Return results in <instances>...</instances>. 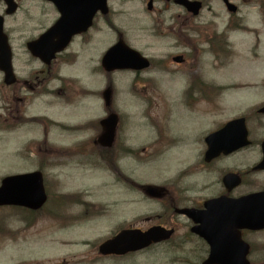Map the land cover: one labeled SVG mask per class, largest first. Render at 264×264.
<instances>
[{"label":"flooded vegetation","instance_id":"obj_1","mask_svg":"<svg viewBox=\"0 0 264 264\" xmlns=\"http://www.w3.org/2000/svg\"><path fill=\"white\" fill-rule=\"evenodd\" d=\"M109 1V13L96 12L91 27L85 34L74 38L65 53L56 56L50 65L39 63L35 71L26 73L24 77L17 76L14 85L4 86L5 117H0V135L4 131L9 136L27 138L18 152L23 162L29 163L30 169L26 172H51L55 169L54 201H68L71 226L72 223L76 226L106 218L109 212L117 211L125 199L113 198L106 204L95 202L83 187L69 189L64 194V184L58 172L65 159H69V163L80 173L90 171L91 167L101 168L109 179L101 184V188L132 191L131 201L138 205L139 212L130 222L117 224L115 229L118 232H145L153 227L174 229L176 237L181 232L178 246L189 245L190 252L208 254V244L192 232L194 223L180 211L191 209L203 212L205 205L213 200L236 201L264 191V169L258 168L262 161L264 113L259 112L261 108L247 110V85L221 86L220 80L224 75H238L247 83V8H241L232 0H220V7L216 8L212 6L214 0H142L146 7L147 2H152V10L147 11L151 18L149 31L152 36L155 39L170 38L175 46L183 45V53L174 55L181 57V63L175 64L190 63L197 70L167 71L172 77L181 78V87L176 95L168 90L165 92L167 102L162 104L165 117L163 133L153 134L147 142L129 141L122 135H116L111 148L103 149L98 144L93 147L100 138L95 129L93 134L80 133L81 137L64 145L66 155L62 156L60 145L51 142L61 126L54 109L61 104L65 109L74 111L75 97L80 91L70 81L61 80L60 57H76L82 48L104 55L107 49L101 52V45L108 34L117 43L121 39L127 40L128 31L133 30L129 26L125 31L118 24L122 12L113 8V2L118 0ZM186 1L199 2L200 7L196 12L188 10L184 4ZM77 2L82 3V0ZM87 2L91 11L94 5L91 0ZM226 2L235 7H229ZM56 3L59 5L60 1L56 0ZM57 4L53 5L56 12ZM241 35L246 39L243 49L239 48L237 40V36ZM75 47L78 50H72ZM238 89H243L239 92L243 96L242 103L225 99L232 90ZM84 93L81 92V95ZM234 121L243 122L245 134L236 139L235 133H229L212 140L209 145L207 139L211 135ZM78 128L79 131H88L92 127L84 125ZM191 132H201L191 144L184 139H173V136ZM176 143L182 146L173 148ZM5 150V162L11 164L13 155L9 149ZM163 156L169 167L179 169L177 174L162 181L147 180L144 175L149 163ZM194 175L204 181L198 188L187 181ZM258 176L263 177L259 180ZM227 177L229 179L225 183ZM148 186L154 189L149 192ZM245 210L247 212V204ZM24 212L25 219L31 221L41 217L40 211ZM248 234L246 229L241 230L242 239L246 242ZM158 246L152 245L120 257L103 258L121 261L132 255L151 252Z\"/></svg>","mask_w":264,"mask_h":264},{"label":"rangeland","instance_id":"obj_2","mask_svg":"<svg viewBox=\"0 0 264 264\" xmlns=\"http://www.w3.org/2000/svg\"><path fill=\"white\" fill-rule=\"evenodd\" d=\"M232 2L240 4L242 6L241 8H247V27L252 28V32L247 33V57L250 56V52L252 53L251 57L247 58V63L250 65V69L253 70L251 73L248 72V80H251L252 77L257 75H259V77L262 75L260 80H264V0H232ZM19 4L20 7L17 12L13 16L6 18L5 26L11 30L13 36L11 42L15 55L21 60H24L27 57L25 43L31 37H34L36 33H40L43 22L50 18L51 12L43 8L39 0H19ZM117 4L119 3L115 2V8H121L124 11L121 16L122 23L132 22L135 25L133 28L136 27L134 32L130 34V38L135 46L138 49H142L147 54H151L152 58L155 59V63L151 67L152 69H149V71L146 70L147 72L145 71L143 74L133 75V73H123L118 77L119 82L116 86L118 100L115 101L113 99L112 103V108L116 109V113L118 115H120V113L123 115L122 125L119 126L117 133L128 136L129 138L141 137L143 134H150V126L147 120L139 119L135 116V114H140V112H142L143 103L139 101H145L151 98L154 101L153 108L156 107L155 111L163 112L164 107L162 104L167 102L165 92L168 90L169 93L175 94L179 87L177 82L181 79L180 77H172L170 75L171 73L167 71L178 69L188 72L187 70L191 68L197 69L190 63L181 66H176L172 63L171 58L174 55L183 53V45H180L181 47L175 46L172 41L166 48L165 45H168L167 40L154 39L149 35L150 33L148 34L145 30L140 28V26L148 25L150 22L140 12V8L142 4H144L142 0H133V2L122 4V6L119 5L120 7ZM212 6L214 8L220 7V0H214ZM3 8L4 7L1 5V11ZM143 13L146 14V12ZM133 14L134 16H140V18L135 21L130 20V16L133 17ZM253 30H256L258 36L253 34ZM191 38L194 39V36ZM244 43L245 39L239 40L240 47H243ZM257 43H259L258 54L262 56L260 59L261 63L259 64L253 59L255 57L253 50H255ZM185 50L188 51L187 48ZM86 60H88L87 55H85L82 61L78 62L75 67H67L66 71L72 73L74 76H81L83 83L90 84L97 88L100 84H97V86L93 81L95 80L94 77L98 78V76L93 75V77H90L88 75L86 71ZM34 65L36 66L37 64ZM258 68H260V70L257 74ZM152 77L157 79L154 86L152 83L148 82V79ZM136 78L139 79L135 81L134 85L136 83H140L141 85L135 87L133 86V81ZM222 78L223 77H221V79ZM255 80L259 81V78L255 77ZM185 81L186 83L189 82L188 79ZM140 87H146V91L136 96ZM155 88L158 93L153 91ZM259 91L260 87L247 91V94L255 93L254 96L256 97ZM261 92H264V90ZM1 96H3V91L0 90V97ZM158 96H160L161 100L157 99ZM92 107L96 108L94 102H92ZM156 112L152 113V118L149 117L152 124L157 122L153 117V115L156 116ZM2 113L3 111H0V114ZM133 121H136L137 124H132L134 123ZM185 128L186 130L189 129V127ZM200 134L201 132L197 134L196 132H191L190 134L185 133L180 136H173V139H184L191 144V142L196 140L197 135ZM181 146V143H176L172 147L179 148ZM165 166L166 165L163 164L162 169ZM15 167H18V165L12 164L10 168L6 166L4 163V153H0L1 179L11 172L10 169L14 171ZM65 168L70 169L69 166ZM66 169L64 171H66ZM151 172L152 177H149L151 180L156 181L157 178H160L161 172L157 165L151 168ZM164 174L170 178L174 175V172L165 173L163 169L162 177ZM73 175L74 173H70V176ZM262 177L263 176H258L259 180H261ZM47 179L50 180V184L51 176L47 175ZM105 181H107V179H104L100 173H97L92 174L89 182L85 183L90 187L89 191L93 196L96 194V200H100L99 197L102 196V191H98V184ZM187 181L189 183L191 182V185L197 188L204 182L198 175H194ZM196 189L194 190L196 191ZM116 198H126V196H118ZM51 200L52 198L50 195L49 202L44 208V212L39 215L41 217L32 221H25L22 215H14L4 209L0 210V225L5 223L7 227L17 233L15 237L16 240H6L0 235V264H148V261L150 264H199L201 259L205 257L203 253L190 252L189 245L185 247L178 246L177 242L180 241L179 237L181 232L178 233L177 237L172 240L171 243L156 247L151 251L152 253L150 255L141 253L135 256L132 255L121 261L100 257L96 249L97 246L91 247L90 243L84 241H92L95 238H105L108 236L111 231L112 221L117 219L130 221V218L133 216L132 206L128 205V210L130 211L129 215L124 213V210H121V215L117 218H109L111 221L110 224L106 223L105 225L98 226V224L95 223L89 226L70 227V221H63L61 223L67 226L62 228L55 224L53 226V224L44 217L47 215V210L50 211L52 208ZM126 200H128V198H126ZM248 240L255 246L254 252L250 255V260H252L254 264H264V233L252 235ZM134 257L136 258L134 259Z\"/></svg>","mask_w":264,"mask_h":264},{"label":"water","instance_id":"obj_3","mask_svg":"<svg viewBox=\"0 0 264 264\" xmlns=\"http://www.w3.org/2000/svg\"><path fill=\"white\" fill-rule=\"evenodd\" d=\"M69 17L68 14L63 13V19L60 20L56 27H63L67 24H69ZM61 48H63L66 44L65 39L60 40ZM31 51L33 53H36L37 50L35 47H32ZM0 54H8V49L6 48L5 44H0ZM125 57L122 59H119L117 68L119 69H125L130 67ZM113 62V61H111ZM110 62V64H111ZM1 68L5 70L4 66V59L0 58ZM146 66V65H145ZM116 126L115 120H107L105 122V136L106 141L109 142L111 140V136L114 134ZM104 142V140H103ZM7 182H11V184H6L2 190H0V205L11 203V204H24L21 200L15 196L14 191L16 190H22L24 188L25 183L28 181L25 177H14L9 178L6 180ZM29 187H31L35 193L37 194L33 198H31L32 205L28 203V197L26 200L25 205L31 206L33 208H38L42 205V203L45 200L43 189H40V185H36L35 183L28 184ZM9 190L7 191V189ZM260 195L252 196L247 198V229H261L264 228V221H262V218L260 217L259 211H254V207H261V205L256 204L257 201H253L256 198H259ZM212 220V223H210L211 227H213V224L215 225L216 229H218L217 232H219V236L223 235V228H224V222H230L233 224V222H239V219L234 218L233 216H228L227 219L221 218L219 215L213 216L211 219H207L206 222H210ZM246 223V221L241 222L240 224ZM235 226L232 227V230H235ZM171 235L170 231H165L160 228H155L144 234L143 236H140L135 239L137 241L138 239L141 240V245L146 246L153 242L157 243L159 241H163L169 238ZM126 235H121L117 239L104 244L100 251L102 254H108V253H116L118 251L113 250L114 247H117L119 245V241L121 238H123ZM239 235L237 232H234L230 235L229 243L226 242L225 244L228 246L238 247L240 251L236 252H226L223 250V247H218V245H215V243H211L212 252L210 253L208 259L203 264H249L248 261L246 262V255H248V246L241 245L238 240ZM137 248H140V246H137ZM119 253V252H118Z\"/></svg>","mask_w":264,"mask_h":264}]
</instances>
